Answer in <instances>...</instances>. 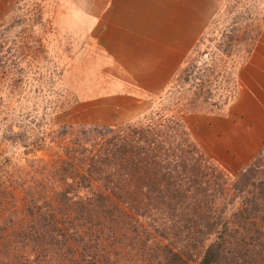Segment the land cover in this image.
<instances>
[{"label":"trees","instance_id":"1","mask_svg":"<svg viewBox=\"0 0 264 264\" xmlns=\"http://www.w3.org/2000/svg\"><path fill=\"white\" fill-rule=\"evenodd\" d=\"M258 14L264 24L262 4ZM261 28L242 41L244 58ZM123 128L89 147L71 142L65 159L43 164L19 211L4 205L0 170V264H264L259 157L227 189L183 126L179 154L158 129H148L150 142Z\"/></svg>","mask_w":264,"mask_h":264},{"label":"rangeland","instance_id":"2","mask_svg":"<svg viewBox=\"0 0 264 264\" xmlns=\"http://www.w3.org/2000/svg\"><path fill=\"white\" fill-rule=\"evenodd\" d=\"M219 2L212 32L186 55L179 73L167 83L152 109L122 124L87 122L94 119V114L88 113L90 108H97L108 96L109 100L115 98L110 86L117 76L126 82L133 79L131 73L115 71L111 65L117 58L102 55L93 32L84 33L88 22L93 21V6H80L79 0H18L9 6L0 18V170L7 188L4 205L23 209L30 199L28 193L35 189L33 181L43 180L47 173L42 165L65 159L71 142L80 141L89 147L91 141L100 143L96 136L122 133L123 127H127L124 133L136 138L147 136L150 142L155 137L148 129H158L160 141L162 137L167 141L164 147L179 154L182 142L176 141L175 129L178 124L183 126L197 151L224 170L227 189L258 157L257 165L263 172L258 179L264 178V146L251 162L230 173L201 150L191 131L193 116L217 112L233 100L234 71L246 55L242 41L253 42L258 29L262 27L260 35L264 29L258 14L264 0ZM80 7L88 9L82 16ZM127 85L123 92L130 89Z\"/></svg>","mask_w":264,"mask_h":264},{"label":"crops","instance_id":"3","mask_svg":"<svg viewBox=\"0 0 264 264\" xmlns=\"http://www.w3.org/2000/svg\"><path fill=\"white\" fill-rule=\"evenodd\" d=\"M17 1L0 0V18ZM79 2L80 6H93V21L84 33H94L102 55L117 58L111 65L116 72L133 76L127 82L117 76L110 86L116 99L108 96L97 108L88 110L94 119L87 122L96 123L110 120L122 124L152 109L158 95L179 73L186 55L212 32L220 11L218 0ZM82 11L88 9L80 7V16ZM234 78L236 90L230 103L190 120L201 150L230 173L251 162L264 146V29L249 56L234 71ZM126 84L130 89L123 92Z\"/></svg>","mask_w":264,"mask_h":264}]
</instances>
